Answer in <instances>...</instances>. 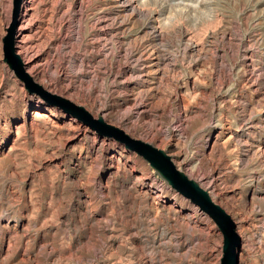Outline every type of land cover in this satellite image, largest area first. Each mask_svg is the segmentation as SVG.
<instances>
[{"label":"rangeland","instance_id":"1","mask_svg":"<svg viewBox=\"0 0 264 264\" xmlns=\"http://www.w3.org/2000/svg\"><path fill=\"white\" fill-rule=\"evenodd\" d=\"M32 9L34 81L167 153L232 217L239 264H264V0ZM13 12L0 0V264H221L218 226L143 157L28 93L5 62Z\"/></svg>","mask_w":264,"mask_h":264},{"label":"water","instance_id":"2","mask_svg":"<svg viewBox=\"0 0 264 264\" xmlns=\"http://www.w3.org/2000/svg\"><path fill=\"white\" fill-rule=\"evenodd\" d=\"M22 3L23 0H14L12 22L7 29V35L3 43L5 62L24 84L28 93L38 95L51 106L62 110L69 117L79 120L85 126L96 131L100 136L114 139L143 157L175 191L185 199L190 200L191 203L196 205L200 211L207 214L218 226L224 237L221 264H239L241 237L236 231V224L232 217L213 201L208 191L179 170L167 153L151 144L131 138L123 130L106 123L102 117L95 119L85 108L65 98L51 94L41 85L37 84L26 72L16 48V36L19 28Z\"/></svg>","mask_w":264,"mask_h":264},{"label":"bare ground","instance_id":"3","mask_svg":"<svg viewBox=\"0 0 264 264\" xmlns=\"http://www.w3.org/2000/svg\"><path fill=\"white\" fill-rule=\"evenodd\" d=\"M129 1V0H128ZM136 1V0H135ZM139 1V0H138ZM34 0H29V1H25L22 4V12L20 14V17L22 18L24 25L19 27L18 32H17V46L16 48L17 50V54L19 55V57L21 58L25 70L26 72L33 77V73L38 71L40 72L39 66L41 63V56L37 55L34 59H30L31 58V51L30 49H32L31 47V41L29 39H32L31 36L33 37L34 34H38V30L39 27L36 26V23L33 21V19H31V13H32V5H33ZM123 1H121L122 3ZM132 1L129 2V4ZM128 3V2H127ZM120 5V3H119ZM34 8V7H33ZM34 18V17H33ZM39 18V17H38ZM44 23V22H43ZM105 24V23H104ZM103 26V25H102ZM105 26V25H104ZM106 27V26H105ZM43 31V30H42ZM33 34V35H32ZM40 35V34H39ZM37 35H35L36 37ZM38 44V43H37ZM190 47V46H189ZM191 49V48H190ZM193 49V48H192ZM194 50V49H193ZM33 54V53H32ZM35 56V55H34ZM145 66V65H144ZM251 110V109H250ZM35 116L38 118H41V120L44 119H48V120H52L55 118H58V115L55 113H44V112H35ZM251 117V116H250ZM102 118L104 119V117L102 116ZM106 118V117H105ZM250 121V120H249ZM249 123V122H248ZM251 123V122H250ZM248 126V124H247ZM246 126V127H247ZM249 129V128H248ZM250 133L253 136V127L251 126V129L249 130ZM246 134V133H245ZM240 135V134H239ZM250 135V134H249ZM242 140L245 142L246 144V151L247 153L253 154V137H249L246 138V136L242 135L241 136ZM240 139V138H239ZM262 151V150H261ZM261 162V161H260ZM262 193L264 194V191H262ZM263 196V195H262ZM264 197V196H263ZM248 229V228H247ZM262 232V231H261ZM245 233V232H244ZM260 240V239H259ZM262 241V240H261ZM240 254V253H239Z\"/></svg>","mask_w":264,"mask_h":264}]
</instances>
